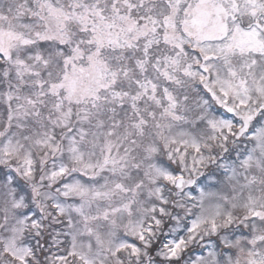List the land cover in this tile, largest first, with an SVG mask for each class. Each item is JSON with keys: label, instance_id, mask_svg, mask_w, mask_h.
Returning a JSON list of instances; mask_svg holds the SVG:
<instances>
[{"label": "snow or ice", "instance_id": "obj_1", "mask_svg": "<svg viewBox=\"0 0 264 264\" xmlns=\"http://www.w3.org/2000/svg\"><path fill=\"white\" fill-rule=\"evenodd\" d=\"M0 264H264V0H0Z\"/></svg>", "mask_w": 264, "mask_h": 264}]
</instances>
